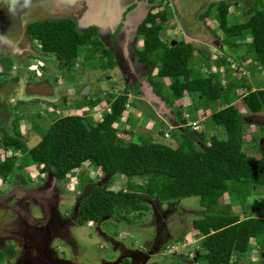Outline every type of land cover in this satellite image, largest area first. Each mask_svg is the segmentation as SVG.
Listing matches in <instances>:
<instances>
[{"label": "trees", "instance_id": "16d2710c", "mask_svg": "<svg viewBox=\"0 0 264 264\" xmlns=\"http://www.w3.org/2000/svg\"><path fill=\"white\" fill-rule=\"evenodd\" d=\"M231 5L223 2L218 7L221 28L230 36L246 31L251 36L249 44L256 53L257 62L264 67V9L252 7L243 24L230 25ZM168 16L164 10L151 11L145 18L139 27L143 46L136 50L138 58L148 63L152 72L157 69L156 76L151 78L152 84L169 104H175L186 93L204 97L208 105L221 100L225 105L212 111L211 123L224 129V136L208 138L206 131L185 126L184 132L170 130L177 141L176 146L142 136L137 139L134 134L125 140L119 132H127L128 129L120 130L117 123L130 112L132 102L129 103V90L122 89L107 96L106 104H110V108L98 121L82 114L60 116L31 148L27 147L28 137L16 127L19 118L13 121L14 128L8 130L0 117V142L4 153L0 157V178L6 179L18 171L25 177L26 164L18 152H27L40 172L52 170L58 181L77 172L86 163L96 166L106 179L94 182L89 174L80 170L82 187L86 183H94L79 208L82 224L115 214L125 220L129 219L131 212L143 216L150 208L148 199L152 198L175 204L182 198L198 196L205 209V214L191 224L202 234L197 249L200 253L198 259L201 264H232L234 254L242 257L254 239L264 238V218L242 217L233 210L231 203L222 204V198L229 195L233 201L240 200L245 204L254 187L264 186V153L256 157L249 152L244 137L247 120L241 108L233 102L234 97L240 94L231 90L247 88L248 91L242 95L243 102L253 114H260L264 111V87L254 89L243 81L230 83L226 57L219 58L217 63L224 67L227 82L223 83L217 73L197 74L191 65L194 46L185 41L170 45L162 38ZM28 30L31 39L38 41L42 52L58 56L61 72L76 66L81 54L87 60L100 54L98 58L102 66L114 72L116 62L104 49L95 28L81 31L73 17L33 21ZM108 56L107 61L105 58ZM232 57L236 61L241 58ZM0 65V87L19 79L11 76L14 67L11 57L1 56ZM167 77L171 79L169 84L164 80ZM107 78L112 79L111 75ZM91 101L97 105L100 100ZM48 103L53 105V109L57 108L54 102ZM175 109L180 118L181 107L175 106ZM134 118L130 112L128 120ZM180 121L185 123L184 118ZM117 174L128 178L126 188H110ZM135 178L144 179V182L136 183ZM2 259L0 252V263ZM122 264L130 263L125 260Z\"/></svg>", "mask_w": 264, "mask_h": 264}, {"label": "rangeland", "instance_id": "374dc122", "mask_svg": "<svg viewBox=\"0 0 264 264\" xmlns=\"http://www.w3.org/2000/svg\"><path fill=\"white\" fill-rule=\"evenodd\" d=\"M51 1L52 3L61 5L63 9L65 7L68 8L66 11L71 13L75 9L73 5H78V2L81 0H76L74 3L72 2L73 0ZM110 1L113 2L115 0ZM16 2L17 0H0V9L8 4L9 14L7 15L10 17V12ZM255 3L257 6L255 5L254 7L264 9V0H256ZM219 6L220 4H217V6H213L210 9L209 14L208 11L203 14V19L208 22L211 31L208 34V40L204 38L199 39V42L194 45L195 51L191 65L195 68L197 74L210 75L211 73H217L221 77V81L225 83L227 82V79L224 78L225 69L217 63V60L226 57L229 62L227 63L229 64L228 81L230 83L243 81L247 84L249 83L254 89L260 86L264 87V67L258 64L256 53L249 44L251 36L246 31L240 35H228L220 26L218 18ZM253 8L251 7L248 10ZM161 9V5H159L154 9V12ZM38 10L40 8L33 7L30 9L25 6L23 10L24 16L22 18L33 17L38 13ZM248 10L244 9L243 11L240 10V7L232 5L228 15V24H243L247 19ZM87 12L88 9L81 14V11L79 12L78 10L75 12V15L80 21H84L87 19ZM167 12L169 14L168 22H166L161 36L170 45H174L180 40L182 29L175 26L179 20L171 7L167 9ZM89 16L94 17L93 14ZM87 24L88 22H81L78 28L82 30L86 28ZM14 32L22 34L24 32V26L19 25ZM14 40L16 39L13 36L12 42H15ZM233 40L237 42V45ZM31 42L33 46L36 45L40 48L38 41L31 40ZM139 43L142 47L143 39L141 36ZM16 44L17 42L15 44L7 43V45L5 43V48H0V57L9 56L13 59L14 67L11 76H18L20 81L26 85L24 89L27 91V95L29 96L32 93V97L29 96L30 98L27 99L28 102L25 103L19 98L12 97L6 103L2 97L5 94L7 96L8 92H10L9 90H12V81H9L2 87L4 90L0 87V94L2 95L0 101L3 102L0 105V111L2 109L4 110L0 112V117L8 130L14 128L13 121L19 118V123L16 127H19L21 132L28 137V148L36 145L47 132L52 122L65 114L87 115L91 119L98 121L102 118L106 109L110 107V104H106L107 96L111 93L116 94L118 90L122 91L125 86L121 84V79H119L115 69L113 72L109 67L102 66L101 59L98 58L100 54H97V58L89 60L85 59L84 55L81 54L76 66L70 70L66 69L61 72L60 59L52 53L43 52L37 55H31L32 57L25 53V57L19 61L11 48L13 47L15 49V47L11 45H15L18 52L19 49H24L25 46L23 42L20 45ZM233 55L241 58L236 61L232 57ZM105 60L108 61L109 56ZM241 60L244 62H240ZM1 69L2 67L0 65ZM156 74L157 69L152 72L151 76H156ZM109 75L112 77L110 80L107 78ZM25 80L28 82H25ZM164 80L169 84L171 79L167 77ZM146 84L152 87V97H155L157 101L150 100L146 95L143 97H135L131 94L132 91L129 90L131 92L129 94V103L132 102V106L129 109L135 118L129 121V112L122 117L120 123H117L120 130L128 129L127 132H119L125 140H129L131 138L130 135L134 134L137 139L142 136L145 139L153 138L154 140L176 146L177 141L171 135L170 130L179 129L181 132H184L185 126H190L193 130L206 131L208 138L212 136L220 137L226 134L224 129L218 128L211 123L212 111L222 108L225 105L221 103V100L215 103L210 102L208 105L207 103L205 104L204 97H199L195 93L194 95L192 93H186L175 104L172 105L165 101V105L161 107L160 102H164L165 98L156 93L150 82L148 83L146 81ZM54 87L55 90L53 89ZM87 87H90V89L85 93L84 90ZM25 91L22 90L21 93ZM247 91L245 87L238 88L236 91L231 90L232 93L236 92L240 94L238 97H234L233 102L241 108L247 120L244 137L248 150L251 154L259 157L261 152L264 153V111L260 114H253L248 109L242 99V95ZM33 94L39 98L43 97L41 94H45L46 100L44 102L33 101ZM97 98L100 100L99 103L93 105L91 100ZM50 101L57 104V108L53 109V105L48 103ZM17 103L18 105H15ZM175 106L181 107L182 112L180 118H184L185 123L180 121ZM161 131L164 133H160ZM11 153L9 152V154ZM1 155L3 156L4 153L0 142V157ZM18 156L22 160L24 159L23 161L26 164L24 168L26 177L33 178L31 180L32 182H40L41 180L47 179L46 182L55 184L54 187L61 190L62 196L64 197L62 199L64 200L62 206L66 210H71V207L76 202H78L76 203L77 207V204L82 202V199L94 186V183H86L82 187L80 180L81 171L89 174V178L94 182L98 179H106L104 173L99 168L86 163L81 167V171L78 170L77 172L70 173L67 178L58 182L60 185H56L55 175L52 170L41 174L36 164L31 161L27 152L24 154L18 152ZM18 174H21V172ZM8 178H12V175L8 176ZM133 180L136 183L144 182V179L140 178ZM1 182L3 183L4 181L0 179ZM127 182L128 178L125 175L117 174L114 176V182L110 184V188L114 190L126 188ZM44 183L42 182L41 184ZM1 189L6 190L7 188L3 186ZM148 201L151 203L150 208L145 211L143 216H138V212H131L128 215V220L120 218L116 214L104 216L97 222L87 221L85 224L79 223L76 219L70 225L69 231V237L73 239L71 240L73 245L69 241L64 242V240L60 239L54 241L52 245L54 247L61 246L66 252V258L75 264H104V260L112 261L115 257H121L122 250L125 248H135L138 250L141 244L150 242L154 238V235H156L157 224H160L159 226L164 231L166 241H163L155 252V255L149 258L150 260L147 261L148 264H201V261L197 259L200 253L196 251L200 246L202 234L191 227L194 219L205 214V209L201 206V198L198 196L185 197L175 203V207L171 210L172 213H169V217L166 218L169 230L163 224V218L155 215V213H160L159 207L165 210L167 208L166 204L160 203L158 198L148 199ZM228 203H231L233 210L238 211L242 217L254 216L264 218V186L254 187L245 204H241L240 200L233 201L229 195H226L222 198V204ZM158 216L161 217L159 219L160 222H157ZM102 232L106 234H102ZM161 232L160 236L162 237L163 234ZM107 235L112 237L111 241L107 239ZM263 241L264 238L254 239L251 242L249 250L242 257H239L238 254L232 256V264H264ZM138 252L141 253L142 251L139 250ZM126 253L125 256L129 257V260H132V256L130 254L127 256ZM60 254L63 255V253ZM16 260L12 259L11 261L4 262V264H16Z\"/></svg>", "mask_w": 264, "mask_h": 264}, {"label": "flooded vegetation", "instance_id": "af4514ba", "mask_svg": "<svg viewBox=\"0 0 264 264\" xmlns=\"http://www.w3.org/2000/svg\"><path fill=\"white\" fill-rule=\"evenodd\" d=\"M87 1L90 2L92 0ZM98 1L96 2L97 4H99ZM120 1L125 11L120 25L117 28L112 29L111 24L109 23L100 27L88 23L86 28L81 31L95 28L97 36L101 40L104 49L111 53V56L116 62L114 69L117 71L119 79H121V84L125 85L123 90H131L132 93L129 91V94L131 93L135 97H143L147 94L145 86L146 81L148 83L150 82L152 86L153 84L151 81L152 71L149 64L140 61L136 51L137 48L141 47L139 43V29L137 34L131 35L127 41L122 37L124 21L126 20L127 14L132 9H135L141 3L151 6L149 13L151 11L154 12V9L159 5H161L162 9L158 11H167V9H170L171 7L175 16L179 20L175 26L182 29L180 40H178L177 43L179 41H185L194 46L199 42V39L204 38L208 40V34L211 31V28L208 22L203 19V14L213 6H217V4L224 2L240 7V10L244 11V9L248 10L256 5V0ZM87 3L86 0H81L78 2V5H73V8L75 6L74 11L68 13L66 11L68 8L65 7L63 9L61 5L52 3L51 0H27V2H25V0H17L10 12V17L7 15L9 14V5L6 4L0 9V48L4 49L5 43L7 45V43L15 44V42H17V44L20 45L23 42L25 46L24 50H26L25 53L29 54L30 57H32L31 55L42 53L33 46L31 42V36L28 30L29 25L33 21L73 17L76 21L77 27H79L81 22H90L88 19L80 21L75 15V12L78 10L83 14L88 9ZM25 6L30 9L33 7L40 8V10H38V13L33 17L22 18L24 16L23 10ZM19 25L24 26V32L22 34L14 32ZM12 35L16 39L14 40L15 42H12ZM11 46L15 47V49L11 47L12 51L16 55L15 57L21 61L25 55L22 56V54L16 50L15 45ZM124 46L128 47V52L125 51ZM25 82L28 81L25 80ZM53 89L55 90V87ZM2 90L4 89L2 88ZM154 90L156 91L155 88ZM5 95L2 97L0 94V98H4L7 103L11 98L10 96ZM2 103L3 102L0 101V105H2ZM18 173L19 171L12 174V178L2 179L4 182L0 183V252H2L3 255L0 264H4V262L11 261L12 259H17L16 264H75L73 261L66 258V252L61 246H59L60 248L58 246L54 247L52 243L58 239L64 240V242H71V240H73L69 237L70 225L76 219L81 223L79 219V210L76 211V203L78 202L75 201L76 203L73 204L71 210H66V208L62 206L64 203V200L62 199H64V197L62 196L61 190L54 187L55 184L46 182L47 179L41 180L42 182H45L44 184H41V181L32 182L31 180L33 178H27L26 175L25 177H22V175ZM40 173L45 174L47 172ZM58 182L60 181L56 179V185H60ZM3 186H6L7 189L2 190L1 187ZM162 203H165L167 208L163 210L159 207L160 213H155V215H159L163 218L162 222L165 224L166 229L169 230L166 218L169 217V213H172L171 210L175 207V204L171 202ZM77 205H81V202ZM161 217H156L157 222H160L159 219ZM159 225L160 224H157L156 235H154V238L151 239L150 242L141 244L139 249L137 248L138 250L135 248H125L122 250L121 257H115L112 261L104 260L105 262L103 263L119 264L120 262V264H122V262L127 259L130 264H148L147 261L150 260L149 258L155 255V252L158 250L162 242L166 241L164 231ZM160 231H162V237L160 236ZM102 234L106 233L102 232ZM107 239H110L111 241L112 237L107 235ZM139 250L142 252H138ZM60 253H63V255ZM125 253L127 256L130 254L133 259L129 260V257H126ZM120 259L121 261H119Z\"/></svg>", "mask_w": 264, "mask_h": 264}, {"label": "water", "instance_id": "95a60500", "mask_svg": "<svg viewBox=\"0 0 264 264\" xmlns=\"http://www.w3.org/2000/svg\"><path fill=\"white\" fill-rule=\"evenodd\" d=\"M73 0L72 2L74 3ZM98 0L96 1H90L88 2L89 7H88V12L86 14V18L90 21L88 22L89 24H94L96 26H105L106 24H111V28H117L120 25L123 13H124V8L121 5L120 0H115V1H110V0ZM111 3V4H110ZM110 4V6H109ZM99 6V7H98ZM107 6V7H106ZM151 6H147L145 3L139 4L135 9H132L126 16V20L124 21V26L122 27V37L126 41L131 35H135L138 32L139 26H141L145 20V18L148 16L149 11H150ZM96 11V13H95ZM94 15V17H91L89 15ZM125 51L128 52V47L124 46ZM146 86V96L149 97L150 100H155V97H152V87L149 86L148 84L145 83ZM90 87H87L84 92L86 93ZM165 99L164 102H160V106L162 107L165 105ZM85 198V197H84ZM82 199V201L84 200ZM80 205L76 207V211L79 210Z\"/></svg>", "mask_w": 264, "mask_h": 264}, {"label": "crops", "instance_id": "0c3cea01", "mask_svg": "<svg viewBox=\"0 0 264 264\" xmlns=\"http://www.w3.org/2000/svg\"><path fill=\"white\" fill-rule=\"evenodd\" d=\"M25 51L26 50H24V49H19V52H21L22 56L25 55ZM11 83H12V90H9L10 92H8V96H10V98H12V97L13 98H19L23 102H28L27 99L30 98L29 96L32 97V95H31L32 93H30L29 96L27 95V91H25V89H24V88H26L25 87L26 86L25 83H23L22 81H20V79H18L17 81H12ZM22 90H24L25 92H22L21 93ZM56 91H58V90L56 89ZM21 95H22V97H21ZM41 95L43 97L42 98H39V97H35V94H33L34 97L32 99H38V100L44 102L46 100V98H45L46 95L45 94H41Z\"/></svg>", "mask_w": 264, "mask_h": 264}, {"label": "clouds", "instance_id": "9594fccd", "mask_svg": "<svg viewBox=\"0 0 264 264\" xmlns=\"http://www.w3.org/2000/svg\"><path fill=\"white\" fill-rule=\"evenodd\" d=\"M25 2H27V0H25ZM232 6V5H231ZM249 11V10H248ZM32 40V39H31ZM32 41H35V40H32ZM35 47L38 49V50H40V52H42L41 51V48H38L36 45H35ZM43 53V52H42ZM35 100H38V99H33V101H35ZM40 101V100H39ZM110 108V107H109ZM55 175V174H54ZM56 178V177H55Z\"/></svg>", "mask_w": 264, "mask_h": 264}]
</instances>
